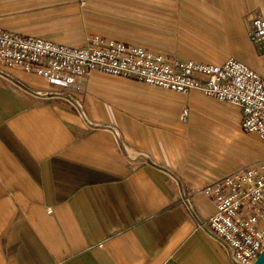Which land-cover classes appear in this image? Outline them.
Listing matches in <instances>:
<instances>
[{
	"label": "crops",
	"instance_id": "obj_1",
	"mask_svg": "<svg viewBox=\"0 0 264 264\" xmlns=\"http://www.w3.org/2000/svg\"><path fill=\"white\" fill-rule=\"evenodd\" d=\"M255 15L264 0H0L10 31L75 46L100 34L181 60L233 58L264 76ZM7 73L0 264L229 263L203 190L264 161L239 107L99 71L68 87L17 66Z\"/></svg>",
	"mask_w": 264,
	"mask_h": 264
},
{
	"label": "built area",
	"instance_id": "obj_2",
	"mask_svg": "<svg viewBox=\"0 0 264 264\" xmlns=\"http://www.w3.org/2000/svg\"><path fill=\"white\" fill-rule=\"evenodd\" d=\"M252 39L264 50V17L252 19ZM65 87L99 71L175 93L200 92L242 110V126L264 142V76L233 58L221 63L181 60L122 40L92 34L86 44H61L0 25V74L11 67ZM89 122L83 102L69 97ZM184 109L183 118L187 119ZM216 210L209 227L230 249L228 264H253L264 249V161L204 188Z\"/></svg>",
	"mask_w": 264,
	"mask_h": 264
},
{
	"label": "water",
	"instance_id": "obj_3",
	"mask_svg": "<svg viewBox=\"0 0 264 264\" xmlns=\"http://www.w3.org/2000/svg\"><path fill=\"white\" fill-rule=\"evenodd\" d=\"M253 264H264V249Z\"/></svg>",
	"mask_w": 264,
	"mask_h": 264
},
{
	"label": "rangeland",
	"instance_id": "obj_4",
	"mask_svg": "<svg viewBox=\"0 0 264 264\" xmlns=\"http://www.w3.org/2000/svg\"><path fill=\"white\" fill-rule=\"evenodd\" d=\"M259 139H260V137H259ZM260 142L264 144V142L262 140H260Z\"/></svg>",
	"mask_w": 264,
	"mask_h": 264
}]
</instances>
